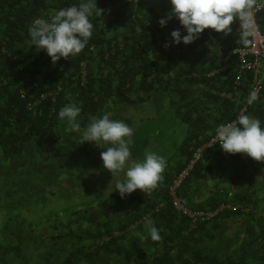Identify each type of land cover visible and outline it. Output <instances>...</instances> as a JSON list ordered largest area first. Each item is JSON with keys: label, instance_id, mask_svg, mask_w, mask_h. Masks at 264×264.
<instances>
[{"label": "trees", "instance_id": "16d2710c", "mask_svg": "<svg viewBox=\"0 0 264 264\" xmlns=\"http://www.w3.org/2000/svg\"><path fill=\"white\" fill-rule=\"evenodd\" d=\"M141 1L97 0V7L104 12L101 17L92 18L94 30L85 49L53 64L43 51L37 53L35 46L29 45L28 28L34 19H50L55 11L78 5L81 0H0L3 161L7 163L13 156L23 154L29 144L40 142L59 125H67L58 118V112L70 103L81 107L82 128L91 117L109 112L111 119L122 120L131 127L134 159H142L148 152L147 142L139 151L135 134L152 129L154 152L166 159L163 181L155 190L146 194L137 189L122 199L111 185V174L102 166L100 153L105 149L87 142L80 144L78 134L71 133L75 141L73 159L84 161L83 166L59 173L47 164L34 185L14 190L10 197L3 195L0 264H264V216L257 215L259 209L253 200L256 193L251 189L257 178L264 184V161L225 153L235 165L255 167L256 173L251 174L250 182L231 181V192L218 190L211 198V207L198 208L185 201L186 192L200 176L210 154L224 155L218 146L206 150L177 189L178 199L190 209L213 210L230 203L237 211H222L214 220L192 230L188 219L175 211L168 194L169 185L186 167L193 150L212 138L216 128L231 121L244 105L249 75L245 73L235 87V59L223 64L228 51L236 46H221L208 68L189 66L176 78L167 77L171 46H165L158 22L154 25L148 16L138 12ZM173 23L174 29L180 28L181 34H186L178 20ZM257 23L264 32V9L258 13ZM241 37L237 46H246L248 36ZM218 59L220 62L216 63ZM210 72L212 75L208 76ZM188 89H195L196 94L190 96ZM169 91L174 95L166 110L159 113L153 106L148 108L156 99L161 103L160 94ZM223 93L235 96L228 99L221 96ZM42 94L47 98L29 108ZM244 114L258 118L264 127V89L260 101ZM174 120L185 125L181 144L173 137L176 131H171L176 126ZM48 157L52 155H46L44 160L50 163ZM24 162L14 171L24 169L28 165ZM82 169H89V173L82 174ZM69 179L77 183L76 187L65 184ZM6 182L15 187L8 178ZM41 183L50 186V190L29 193ZM228 193L232 196L228 197ZM244 209L262 229L253 234L244 226L243 235L228 249L219 235L220 227L229 218L237 219ZM146 218H151L159 229V241L151 240L145 228ZM137 228L143 229L140 238L129 240L128 235ZM42 232L43 236L35 237Z\"/></svg>", "mask_w": 264, "mask_h": 264}, {"label": "clouds", "instance_id": "9594fccd", "mask_svg": "<svg viewBox=\"0 0 264 264\" xmlns=\"http://www.w3.org/2000/svg\"><path fill=\"white\" fill-rule=\"evenodd\" d=\"M170 13L159 19L164 27L173 18L180 28L170 33L172 45L191 44L200 38L205 29L228 35L234 20L241 22L244 36L253 24V10L257 0H169ZM103 9L97 0H81L77 4L55 11L50 19L36 18L28 28V43L37 53L43 51L53 64L80 54L88 44L94 30L93 17H101ZM166 47L169 46L167 43ZM251 99L258 98L253 91ZM81 107L76 103L63 106L58 118L67 124L66 131L78 134L80 144L98 145L105 150L100 153L102 166L112 176L111 185L123 199L139 189L148 194L163 181L166 169L165 157L155 152H145L142 159H134L130 146L133 129L124 121L111 119V113L93 116L84 128L79 122ZM227 154H244L254 161H264V127L258 118L239 114L233 121L216 128L215 142ZM145 228L153 241H159V229L151 218H146Z\"/></svg>", "mask_w": 264, "mask_h": 264}, {"label": "crops", "instance_id": "0c3cea01", "mask_svg": "<svg viewBox=\"0 0 264 264\" xmlns=\"http://www.w3.org/2000/svg\"><path fill=\"white\" fill-rule=\"evenodd\" d=\"M171 7L172 6L169 3V0H157V2L154 1L148 3H145V0H142L138 6V12L142 16H148L152 21V24L155 25L159 21V19L166 17L170 13ZM174 20L176 19L173 18L172 22L169 20L164 27H161L158 23L157 27L165 42L169 44V46H171V62L169 72L166 73V76L171 78H176L181 70L189 66H194L195 68L204 66L208 68L210 60L213 59L214 55L219 53L221 46H223L224 44H232L233 46L241 44V36H244L243 33L245 32V29L241 27L240 22L238 20H234L230 25L231 32H229L228 35H224L223 33H216L212 29H205L200 34V38L191 44L184 45L183 43H180L179 45H172L170 33L172 30H175L173 28ZM236 24H238V28L236 27ZM233 25L234 27H232ZM241 30H244V32L242 33ZM238 33L240 36H237ZM219 62L220 60L218 59L216 63ZM224 62L225 59L223 60V64ZM210 75H212V72L208 73V76ZM188 91L190 96L196 94L195 89H188ZM172 95H174V93L171 91L167 93H161L159 98L161 99V103H158V99H156L149 105L148 108H152L153 106L152 109H154L156 112L166 110L169 104L168 100L172 97ZM62 125H59L57 129L48 134L40 142L29 144L23 154L13 156L8 160L7 163L0 158V186H3V189H0L1 196H3L5 193L3 190H5L6 187V174H8L9 176H24V170H31V167H34V164H41L42 161L40 159L44 160L46 158V155L48 154L52 155L51 159L60 158L62 157V154L66 157L70 155L72 159L74 158L73 144L75 143V141L73 137H71V133L73 132L66 131L67 125ZM60 159L62 160V158ZM24 161L27 162L26 164L28 165L24 169L22 168V170L14 171L17 165H19L20 163L22 164ZM44 168L45 167H43V169ZM255 170V167L246 169L241 164L235 165L232 160L225 154L217 155L215 153H212L205 159L201 167L200 176L197 178L195 183H193V185L187 190L185 201L189 205L196 206L198 208L211 207V198L212 196H215L218 190L231 192V181L243 179L250 182L249 178H251V174L255 175ZM17 180H9V182L11 181L14 183ZM251 185V189H254L256 193L253 196V200H255L254 206L259 209L257 215L258 217L264 216L263 212L261 211L264 210V184L259 178H257L252 182ZM224 205L227 207V209H225L224 211H237V207L232 206L230 203H226ZM247 211L248 209H244L242 211L243 214L238 216L237 219L236 217H233V219H227L225 223L220 227V237L225 234V236H227L226 239L230 240L224 241L225 244H223L226 248L230 249L236 245L239 238L243 235V229L245 228L244 226H248L253 234H256L257 230L262 229L254 221L255 218L254 220H252L249 216H247ZM252 221L254 222L251 223ZM240 230L242 234H239ZM237 236V239L232 240V238H235Z\"/></svg>", "mask_w": 264, "mask_h": 264}, {"label": "built area", "instance_id": "2783aa9c", "mask_svg": "<svg viewBox=\"0 0 264 264\" xmlns=\"http://www.w3.org/2000/svg\"><path fill=\"white\" fill-rule=\"evenodd\" d=\"M263 9L264 0H257V7L253 10V24L250 26L249 29H247V31L251 33L250 35H248V44L246 46H236L232 48L228 51L225 57V61L235 59V87L239 85L245 73L248 74L250 77V86L248 88L249 92L245 99L244 105L231 121L236 119L239 114H244L248 107L254 105L255 103H258L260 101V97L264 89V75L262 74V67L264 64V32L261 31L257 23V15ZM253 91L258 92V98L255 101H253L250 96ZM221 96L224 98L232 99L235 94L223 93ZM46 98L47 95H40L35 102L29 105V108L33 107L38 102L45 100ZM215 135L210 138L204 145L193 150L191 158L187 163L186 167L183 168L174 177L172 183L169 185L168 188V194L170 197L171 204L180 216L186 217L188 219L190 224L189 230L196 228L199 224H204L211 220H214L218 217L219 213L227 209L225 205H221L213 210L190 209L178 199L176 194L177 189L180 188L184 180H186V178L193 170L195 165L200 161L206 150L214 146H218L219 150H221L222 153L225 154V152L220 148L219 145H210L215 142ZM227 196L231 197L232 194L228 193ZM159 207H162V204H160Z\"/></svg>", "mask_w": 264, "mask_h": 264}, {"label": "rangeland", "instance_id": "374dc122", "mask_svg": "<svg viewBox=\"0 0 264 264\" xmlns=\"http://www.w3.org/2000/svg\"><path fill=\"white\" fill-rule=\"evenodd\" d=\"M154 1L157 2V0H145V3L154 2ZM262 74L264 75V64H263V67H262ZM174 121H175L174 124L176 126H172L173 128L171 129V131L172 132H173V130L176 131V133L173 134V137H174V139L177 140L178 144H181V142L183 140V135L185 133V125H183L181 122H179V120H174ZM170 127H171V125H170ZM152 131L153 130L150 129L149 133H147V132L143 133L142 130L138 131L137 133L135 132L136 134H135L134 138H135V140H137V143H138V146H139V148H138L139 151L142 150V148H143V146L145 145L146 142H147L146 143L147 145H145L146 146V151H148V152H154L155 151V148H156V144L154 142L155 136H154V133ZM169 134L171 135L170 132H169ZM145 146H144V148H145ZM60 158H62L64 161H62ZM60 158H57V159H51L50 158L51 159L50 163H49V161L47 162L46 160H43L41 164H37V165H34V167H31V170H24L23 171L24 176H21V177L18 176V175H15V176L10 175L9 176L8 174H6V178H8L9 180H14V181L17 180V179L18 180L16 182H14L15 187L14 186L13 187L9 186V183L6 182L5 190H3L5 192L4 194L7 197H10L13 194L14 190H19V189L24 190L27 187V185L29 187L34 185L36 183L35 181H37L39 179L37 177L40 174L43 173V171H44L43 167L47 166V164H52V167L55 168V170L60 173V172L66 171L68 168H72V167L80 168L85 163L84 161H79L78 159H76V160L72 159L70 155L68 157H66L65 155L62 154V157H60ZM88 170L89 169H82L81 173L82 174L89 173ZM44 174H45V172H44ZM47 176L51 177L49 180H52V175L51 174H49ZM74 182L75 181L73 179H69L67 181V183H65V184L67 186H70V187H76L77 183H74ZM0 189H3V186H0ZM44 189L45 190H50V186L41 183L38 186H34L31 189L32 191L29 190V193L30 194H34V193L35 194H42ZM32 198H33V196H30L28 199L31 201ZM3 201H4V197L0 195V205L3 203ZM142 231H143L142 228H137L133 233L128 235V239L129 240H135V238H140V236L142 234ZM44 234H45V232H44ZM34 235H35V237H37V236L41 237V236H43V232L42 233H36ZM226 237L227 236H225V234L222 235V242L223 243H224L225 240L230 241L229 239H226ZM237 238H238V236L235 237V238H232V240H235ZM43 249H40V251H42ZM107 264H110V263H107Z\"/></svg>", "mask_w": 264, "mask_h": 264}]
</instances>
